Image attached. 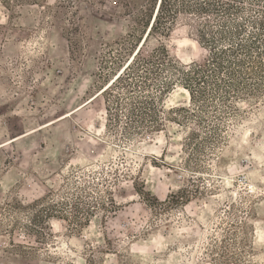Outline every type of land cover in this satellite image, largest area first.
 Returning <instances> with one entry per match:
<instances>
[{
    "label": "rangeland",
    "instance_id": "obj_1",
    "mask_svg": "<svg viewBox=\"0 0 264 264\" xmlns=\"http://www.w3.org/2000/svg\"><path fill=\"white\" fill-rule=\"evenodd\" d=\"M156 1L0 0V264H264V95L201 126L105 128L138 48L201 55L187 22L146 38ZM190 105L177 83L163 97Z\"/></svg>",
    "mask_w": 264,
    "mask_h": 264
},
{
    "label": "trees",
    "instance_id": "obj_2",
    "mask_svg": "<svg viewBox=\"0 0 264 264\" xmlns=\"http://www.w3.org/2000/svg\"><path fill=\"white\" fill-rule=\"evenodd\" d=\"M158 5L146 38L153 34L166 36L174 26L187 22L201 55L181 65L170 60L163 46L147 54L138 48L130 63L102 93L106 129L121 130L128 137L165 133L167 124L178 120L177 114L185 122L197 118L195 122L201 126L205 123L203 117H208L210 112L220 120L226 110H235L237 102L261 99L264 95V0H160ZM175 83L189 93L193 108L190 105L163 109V97ZM204 128L212 136L219 131L218 126ZM188 135L187 146L197 134L191 131ZM178 194L175 201L184 203L186 194L184 191ZM51 217L54 216H46ZM75 221V225L82 224L77 216Z\"/></svg>",
    "mask_w": 264,
    "mask_h": 264
},
{
    "label": "bare ground",
    "instance_id": "obj_3",
    "mask_svg": "<svg viewBox=\"0 0 264 264\" xmlns=\"http://www.w3.org/2000/svg\"><path fill=\"white\" fill-rule=\"evenodd\" d=\"M160 0H158V2H159ZM159 7V5H158V3H157V5H156V8H155V12H154V15H153V20H154V16H155V14H156V11H157V8ZM153 20H151V24H152V22H153ZM151 26V25H150ZM150 26L148 27V30L150 29ZM192 43V42H191ZM195 45V44H194ZM132 58V57H131ZM131 58L126 62V64L118 71V73L111 79V81L105 86L106 88H105V90L109 87V85L112 83V82H114L115 81V79L122 73V71L124 70V68L128 65V63H129V61L131 60ZM99 95V94H98ZM94 99V98H93ZM91 100H92V98H91ZM91 100H89V101H91ZM80 108H82V107H79V108H77V109H75V110H73L72 112H75V111H77L78 109H80ZM72 112H70V113H68V114H66L65 115V117H68L70 114H72ZM13 140H15V139H13ZM13 140H11V141H13Z\"/></svg>",
    "mask_w": 264,
    "mask_h": 264
},
{
    "label": "water",
    "instance_id": "obj_4",
    "mask_svg": "<svg viewBox=\"0 0 264 264\" xmlns=\"http://www.w3.org/2000/svg\"><path fill=\"white\" fill-rule=\"evenodd\" d=\"M152 20H153V18H152Z\"/></svg>",
    "mask_w": 264,
    "mask_h": 264
}]
</instances>
